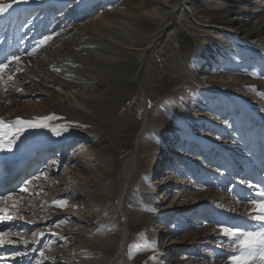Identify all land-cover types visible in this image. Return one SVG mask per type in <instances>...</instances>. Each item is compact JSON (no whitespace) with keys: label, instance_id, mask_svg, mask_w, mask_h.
Segmentation results:
<instances>
[{"label":"rangeland","instance_id":"374dc122","mask_svg":"<svg viewBox=\"0 0 264 264\" xmlns=\"http://www.w3.org/2000/svg\"><path fill=\"white\" fill-rule=\"evenodd\" d=\"M102 1L99 5L92 6L89 0H29L28 3L13 4L8 15L0 19V28L4 27L1 24L3 22L10 27L8 31L0 33V62H6V58L10 59L13 54L21 55L19 63L13 62L5 70L4 82L0 83V118L9 122L15 121L17 117L33 121L50 117L51 119L46 121L49 128L61 125L68 127V130L59 136L54 135L48 128L26 129L23 132L21 136L40 139L47 144L46 147L44 145L46 154L35 155V162L38 164L31 166L35 168L29 169L31 173L27 175L18 176L22 172L14 166H19V162L26 157L29 152L28 147L17 149L18 140H16L13 151L0 152V195L7 196L11 193L12 196H19L15 201L16 207H13L10 201L0 203V207L6 208L8 214L12 216V219H9L12 223L5 225L0 223V231L10 230V233L14 234L12 238L17 241L0 248V263H52L57 262L52 261V258L56 257L57 260L62 256H68L72 261L79 262L82 257L89 259L94 256L93 244L98 245L99 235L110 230L115 233L116 244L112 252L108 253L110 255L108 264H208L205 255L213 253L214 250L217 255L211 264H229L227 257L232 250L220 247L222 243L224 245L228 243V238L223 236L219 229L222 223H217L213 207H205L203 203L209 202L213 190H218L225 196L228 193L227 189L235 188L236 184L239 186L237 173L243 164L239 165V169L229 166V156L234 148L232 137L236 136L238 130H245L242 127L243 120L249 121L251 117L247 113L241 117V111L236 108L235 111L237 110L236 113L239 114L237 120L223 124L222 119L224 118L225 121V115L228 113L229 116L231 108H226L227 105L223 106L221 102L218 104L219 102L204 101L206 98L204 97L200 99L202 109L197 108L199 112L197 120L200 122L192 123L197 125L194 129L196 133L188 137L189 133L183 130L181 122L173 116L189 115L185 107L190 93H187L185 88L186 76L182 73L178 61L183 58L191 59L207 41H210L209 44L213 41L202 37L204 34L202 30L205 28L200 23L205 20L197 9V7L203 8L201 0L188 2L191 8H195L197 15L195 19L189 18L184 11H179L176 14L177 19L165 20L166 23L170 21V25L163 30V33H161L163 26L159 27L161 21L153 20V24L144 29V33L133 36L138 43H146L157 34L161 37L148 53L146 65L141 72V78L146 83L143 82L142 86H137L124 95L119 91L110 94L111 97H116L113 105L99 107L95 109L94 114L88 113L87 118L84 116L77 118L53 103L54 99L42 94L43 96L38 95L31 100L21 102V107L18 109H5L4 101L9 98L13 99L20 92L32 93L43 90V86L47 85L46 79L50 77V73L47 70L37 69L39 60L42 65L56 60L54 65L43 68L51 66L48 69L50 72L55 74L57 72L54 71L55 68L61 69L59 72H62L64 65L75 58L73 55L77 54V57L82 58L90 50L101 49L102 45L107 47L103 42L108 41L113 34L110 31H114L110 20L105 19L107 15L108 18L111 16V11L122 12L123 16L116 18L119 19L117 21L129 23L130 20L134 21V16H129L125 14L126 12L135 11L140 3L148 7L156 3V0ZM0 3H12V0H0ZM39 6L42 10H39ZM263 8L264 0H241L233 4L232 10L225 15L243 22ZM42 11L41 16L44 17L39 21L38 15ZM148 19L150 18L146 20ZM139 21L140 25L144 22ZM81 26L86 28L84 32L87 35L84 38L87 39L85 41L83 38L84 41L90 43L60 49V42L68 39L72 30ZM45 36H52V39L32 55H28L27 53L32 52ZM106 47L104 48L107 49ZM254 58L253 56L251 59H243L241 67L244 68L246 76L263 78V67L258 62L259 56L256 57L257 60ZM52 59L53 61H50ZM17 68L21 71H15ZM9 75L13 76L11 81L8 80ZM23 80H30L35 84H23ZM120 85H124L125 89L128 87L121 81ZM194 92L196 90L191 92V97ZM171 100H175L177 106L178 101L181 105L173 106L174 110L163 112V116L157 119V112H161L164 106L169 107ZM209 109L213 111L212 115L217 112L213 117H220L221 121L218 119L217 123L214 121L210 124V120H205L207 121L205 125L202 113L208 115ZM59 114L66 116V119L63 117L62 120ZM76 119H79V122L77 120L73 123L72 121ZM254 121L255 119L250 122L251 130L256 128ZM261 124L258 126V132L262 128ZM148 128L156 130L161 139H167V143H171L169 144L171 148L163 151V156L166 155L170 159L166 165V172L174 171L170 179L173 180V176L176 175L177 179L179 178L178 183L181 181L180 177L183 178L181 184L178 185L176 180L172 184H165V178L171 175H168L169 173L155 180L153 177L147 179V175L145 178L144 170L153 166L150 157L155 148V143L151 150L144 148L147 139L144 131ZM182 134L184 137H181ZM7 139L8 137H5V141ZM65 139L71 142L66 148L62 143ZM154 141L159 142L158 139L151 140ZM59 146L61 149L58 148ZM50 147H57L53 151L56 155L47 157L45 155L50 152L48 151ZM172 148L173 152H171ZM223 150L228 152L227 155ZM160 151L162 150L156 151V155ZM128 156L132 157L139 170L130 178L121 201L122 163ZM15 169L14 180L9 181V186L2 187V181ZM29 180L32 184L28 192L22 193L20 189L25 187ZM167 186H172L171 189L176 191L167 194L166 197L171 194L168 200L156 203L166 194ZM242 188L244 189L238 190L240 197L249 194L254 196L259 190L248 188L246 183ZM92 191H97L98 201H95ZM84 192H88L86 197L80 195ZM137 196L140 197L139 201L136 199ZM65 198L68 202L67 206L58 207L53 204L54 199ZM136 200L143 207L142 209H135ZM242 202L252 208L247 201L242 200ZM91 205L97 209V216L94 219L89 215L86 216V213H82L81 208L79 209V206L89 209ZM171 207L173 208L169 209ZM222 225L227 226L226 223ZM241 229L256 228L244 226ZM33 232L37 234L35 238L32 236ZM40 233L44 235L41 237ZM87 238L91 245L85 250L83 239ZM23 240H27L28 243L24 244ZM123 240H126V244L120 258V246ZM170 244H176L177 249L171 248V251L168 248ZM25 249L28 253H33L25 256L23 252ZM74 249H78L77 255Z\"/></svg>","mask_w":264,"mask_h":264},{"label":"bare ground","instance_id":"6f19581e","mask_svg":"<svg viewBox=\"0 0 264 264\" xmlns=\"http://www.w3.org/2000/svg\"><path fill=\"white\" fill-rule=\"evenodd\" d=\"M89 1L90 5L94 6L99 5L102 0ZM108 1L110 0H106V2ZM189 1L190 0H156V3L152 7H148L146 4L140 3L138 6H136L137 9L135 11H129L125 13L129 16H134V21L131 22L130 19L132 18H130L129 23L118 22L119 19L116 18H120L121 16H123L122 12L117 10L111 11V16L108 18L107 15L105 18L106 21L110 20L111 24L110 22L109 24L111 25L112 30H114L110 31L113 32V34L109 38V40L103 42V44H107V47L103 45L101 49H98L96 47L98 50H90V52L86 55L84 54L82 58L77 57V54L73 55L75 58L70 55L71 58L74 59H71V61L67 60L68 64L64 65L62 72H56L55 74L54 72L52 73L50 72V70H48L51 66L49 68H43V66L52 65L53 63L57 62L55 60L56 58L54 59L55 62H48L44 65H42L43 63H41V60H39L40 62L38 61L39 64L37 69L41 71L47 70L50 73V77H47L46 79L47 85L43 86V90H36L32 93L20 92L18 93V95L14 96L13 99L9 98L7 101H4V104H6L5 109H18L21 107V102L31 100L38 95H47L51 97L55 100L53 103H56L57 106L65 109L67 113L73 116L75 115V117L77 116V118H79L80 116L86 117L88 113L94 114L95 109H98L99 107L104 108L113 105V101L116 99V97H111L110 94H116V92L119 91L124 95L132 91V89H136L137 86H142L143 82L146 83L145 80L141 78V72L146 65L148 53L153 47H155L156 43L159 42L161 37L160 34H157L146 43H138L136 42V38L134 39L133 36L144 33V29L153 24V20L154 22L161 21L159 23V27L163 26V29L161 28V33H163V30H165L167 26L170 25V21L166 23L165 20L168 18H176V14L179 11H184L189 18L195 19V16H197L195 13V8L190 7V4H188ZM240 1L241 0H201L203 8L199 9L197 7V9L205 20L204 22L200 23V25L205 28V30H202V33H204L202 37L203 39L213 41L212 44H209L210 41H207L206 45H203L201 49L197 50L198 54L191 59L183 58L178 61L179 65L182 67V73L186 76L187 86L185 88L188 91L187 93L191 94V92L194 90H196V92H194L193 97H191L189 94V97H187V106H184L189 115L186 117H182L179 114H175L173 116H175L177 120L181 122L184 127L183 130L186 133H189L188 137H190V134L196 133L194 129L197 128V125H193L192 123H198V121L200 122V120H197L199 115L198 109H202V107H200V99L202 100L204 99V97H206L204 101H213V103L219 102L218 104H220L221 102V105H227L226 108H231L229 116L228 113L227 115H225V121H223L224 118L222 119L223 124H227L228 122L237 120L239 114L238 112L236 113V108L241 111V117H243L246 113L251 117V120L249 121L243 120L244 125L242 127L245 128V130H238L236 136L232 137L234 148L232 149V153H230L229 156V166L230 168L238 167L239 169V165L243 164L239 172L237 173L239 186L236 184L235 188L227 189L226 191L228 193H226L225 196L222 194V192L213 190L210 194L209 202L203 203L205 207H213V211L217 216V223H226L227 226L241 229L244 228V226L247 228H257L258 225H256L255 222L251 221L247 216V212L250 211L251 208L245 206L244 202H242L241 200V194L238 192V190L244 189L242 187L245 183L242 184L240 183V181L244 180L246 182L254 183L255 185L259 186V190L260 188H264V8L260 12H257V14H255L253 17L244 19L243 22H239L238 20H234L233 18L226 16L225 14L232 10L233 4ZM206 4H208L207 7ZM39 10H42L41 6H39ZM42 13L43 11L38 15V17L40 16L39 21L42 20V17H44L41 16ZM7 15L8 13L0 16V19ZM147 18L150 19L146 20ZM139 20L144 22H141L140 25ZM1 24L4 27L0 28V33L4 32L5 30H9L10 27L6 22H3ZM84 29L86 28L81 26L73 29L74 31L72 30V32L70 31V37L60 42V49H62V47L69 48L70 46L87 45L89 41L87 40L88 42H85L87 38L85 39L84 37L87 34L84 32ZM102 33L103 32H101V34ZM83 38L85 39V41ZM104 47H106L107 49H105ZM253 56L256 60L258 59L256 57L259 56L258 62L263 67V78L246 76V73H244V68L241 67V62L243 59H251V57ZM50 61H53V59ZM86 81L89 82L86 83ZM120 81L122 82V84H126L128 87H126L125 89L124 85H120ZM22 83L28 84L33 82L30 80H23ZM117 99L119 98L117 97ZM174 101L175 100H171V104L169 107L164 106L161 109L160 106L159 108L161 109V112H157L156 118L158 119L159 117H162L163 112L167 113L170 112V110H174L173 106L178 107L179 105H181L178 101L177 106ZM197 112L198 114H193ZM207 114L208 115L202 113L204 121L210 120V124L214 123V121L218 122V119L220 120V117L214 118L217 112L215 115H212L213 111L209 109ZM230 114L232 115L230 116ZM59 115L63 120L64 115ZM65 117L64 119H66ZM151 119L152 116L150 117V122L152 121ZM254 119L256 128L251 130L250 122H252ZM76 121L79 122V119H76L72 122L74 123ZM204 121H202V123ZM206 122L207 121H205L204 124ZM259 124L262 125V128L258 132L257 129ZM144 135L147 138L144 148L151 150L153 143H155V148L152 152L153 155H151L150 157L151 160H153V166L151 167V169H148L147 167L144 170L145 178L147 175V179L153 177V180H155L156 178H160L161 175L164 176L169 173L168 175H171L165 178V184H172L175 180L176 183H178L177 181H179V178L177 179L176 175L173 176V180L170 179L174 171L166 172V165L170 161V159L166 155L163 156V151L166 148H168L169 150L171 148L169 144L171 143H167V139H161L156 130H150L148 128L144 131ZM181 137H184L183 134L181 135ZM35 139L36 138L21 136L17 141V149H22L23 147H28L27 149H29L26 157L23 158L21 162H19L20 165L14 166L16 167V169L18 168L22 172V174L18 176H23L31 173L29 169L35 168L31 166L38 164L37 162H35L36 154H46V151H44L47 145L45 144V141ZM153 139H158L159 142H151V140ZM62 143L63 147L65 148L71 145L69 139L63 140ZM140 146L142 147L143 145ZM56 148L57 147L48 148V151L50 152L45 156L49 157L51 155H56L54 154L55 152H53ZM58 148L61 149L60 146ZM159 150L162 151L157 152L156 155V151ZM173 151L174 150L172 148L171 152ZM227 153L228 152L226 151L225 154L227 155ZM45 156H42V158ZM122 167L123 180L120 190L121 201H123L130 178L135 174V172H138L139 170V167L136 168L135 162L132 161L131 156H128L124 159ZM7 169L9 170V168ZM16 169L14 170V172H11V170L9 177L2 181V187L9 186V181L11 179L14 180ZM180 179L181 181L178 183V185L181 184L182 181H184L183 178L180 177ZM168 180L170 182H168ZM171 187L172 186L166 187V194L163 195L161 200L156 201V203L166 201L170 198L171 194L176 191V189H171ZM169 192L171 194L169 195V197H166ZM87 194L88 192H84L80 195L86 197ZM91 194L94 195L95 201H98L97 196L99 195L97 194V191H92ZM18 199V195L12 196L13 201H16ZM136 199L139 201L140 197L137 196ZM137 200L135 205L136 210L142 207ZM6 202L8 201H5L3 203ZM80 208V211L82 213L85 212L86 216H91V219L96 218L97 209L95 208V206L91 205L89 209H83L79 206V209ZM172 208L173 207L169 209ZM0 223L5 225L12 222H10L9 220H3ZM83 241L85 245L84 249H89V245H91L89 239H83ZM98 241V245L93 244L92 247L94 251H92L94 252V256L90 257L89 259L87 257H82L79 262H77L76 260L72 261L68 256H62L57 260L56 257L52 258V261L55 260L57 262L39 264H108L110 258V255L108 253L112 252L116 244L115 233L110 232V230L101 233L98 237ZM125 244L126 240H123L120 246V258L122 256L121 254L123 253ZM168 248H170V250L172 251L171 248L176 250L177 246L176 244H170ZM74 250H76L74 251V253L75 255H77L78 249ZM23 252L25 253V256L31 255L33 253H28L27 249H25ZM216 255L217 252L215 250L213 251V253L205 255L207 263L211 264Z\"/></svg>","mask_w":264,"mask_h":264},{"label":"snow or ice","instance_id":"6c2138e0","mask_svg":"<svg viewBox=\"0 0 264 264\" xmlns=\"http://www.w3.org/2000/svg\"><path fill=\"white\" fill-rule=\"evenodd\" d=\"M28 3L29 0H12V3H0V16L8 13V11L13 7L15 3ZM52 39V36H45L40 40L36 48L32 49V52L27 53L32 55L37 49L41 46H44ZM21 60V55L13 54L10 59L6 58V62H0V83L4 82V73L5 70L10 67L13 62L19 63ZM55 71L59 72L61 69L55 68ZM15 71H21L17 68ZM256 75V73H252ZM13 76L9 75L8 80L11 81ZM7 90V89H5ZM17 91H22L17 89ZM50 117L38 120H23L19 117L15 121L6 122L3 118H0V152L13 151V145L16 140L20 138L23 132L26 129H43L48 128L54 135L59 136L63 132L68 130L66 125L59 126L55 128H49L48 123L46 122ZM5 137L8 139L5 141ZM240 183L247 184V187L250 189L258 188L259 186L254 185L251 182H246L241 180ZM32 181L29 180L25 187L21 188L22 193L28 192L29 187L31 186ZM241 200L247 201L248 204L252 206L251 210L247 212L248 218L255 222L258 227L255 230H243L236 227H230L225 225H219L220 232L223 236L228 238L227 245L223 243L220 247H227L232 250V253L228 255L227 259L229 264H264V188L256 191L254 196L249 194L246 197H241ZM5 201H11L12 206L16 207V202L12 200V194L7 196L0 195V203ZM239 202V201H238ZM53 204L58 207L67 206V199H54ZM12 219V216L8 214V211L4 207H0V220H9ZM14 234L9 231H0V248L5 247L6 245H11L17 241L12 238ZM43 233H40L39 236H43ZM32 236L35 238L37 234L32 233ZM24 244H27V240L22 241ZM43 256V252H41Z\"/></svg>","mask_w":264,"mask_h":264}]
</instances>
